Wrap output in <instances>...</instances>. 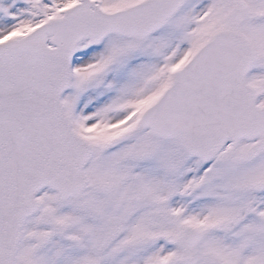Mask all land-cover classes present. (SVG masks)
<instances>
[{
    "label": "snow or ice",
    "instance_id": "snow-or-ice-1",
    "mask_svg": "<svg viewBox=\"0 0 264 264\" xmlns=\"http://www.w3.org/2000/svg\"><path fill=\"white\" fill-rule=\"evenodd\" d=\"M0 264H264V0H0Z\"/></svg>",
    "mask_w": 264,
    "mask_h": 264
}]
</instances>
